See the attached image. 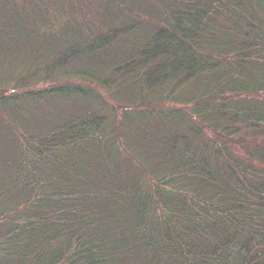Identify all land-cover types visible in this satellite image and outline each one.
<instances>
[{"label":"trees","instance_id":"16d2710c","mask_svg":"<svg viewBox=\"0 0 264 264\" xmlns=\"http://www.w3.org/2000/svg\"><path fill=\"white\" fill-rule=\"evenodd\" d=\"M0 264H264V0H0Z\"/></svg>","mask_w":264,"mask_h":264},{"label":"rangeland","instance_id":"374dc122","mask_svg":"<svg viewBox=\"0 0 264 264\" xmlns=\"http://www.w3.org/2000/svg\"><path fill=\"white\" fill-rule=\"evenodd\" d=\"M132 151L135 153V151L132 149Z\"/></svg>","mask_w":264,"mask_h":264}]
</instances>
